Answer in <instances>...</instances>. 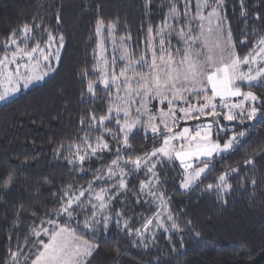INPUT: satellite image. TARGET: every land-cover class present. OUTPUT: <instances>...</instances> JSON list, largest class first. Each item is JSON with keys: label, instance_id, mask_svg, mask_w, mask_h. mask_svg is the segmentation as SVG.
Returning a JSON list of instances; mask_svg holds the SVG:
<instances>
[{"label": "snow or ice", "instance_id": "6c2138e0", "mask_svg": "<svg viewBox=\"0 0 264 264\" xmlns=\"http://www.w3.org/2000/svg\"><path fill=\"white\" fill-rule=\"evenodd\" d=\"M150 3L151 0H146V5ZM240 6L241 16L246 17L244 0H240ZM99 7L95 32L101 39L93 71L98 74V83L110 102L106 113L99 118L89 113L88 132L80 138L81 143L69 146L71 155L65 160L73 169L84 171L85 163L91 158L103 161L105 154L111 153L110 163L95 170L89 166L92 179L78 194L71 184L59 196L53 194L59 207L30 228V235L24 241L25 245L31 244L27 252L19 246L17 251L10 250L13 264H19L21 258L24 264H91L100 246L99 238L113 224L127 236L136 237V243L145 248L149 239L155 241L156 230L182 232L168 206L165 166L179 161L183 169L180 188L190 191L215 169L217 159L223 161L243 148L256 123L264 122V95L251 90L264 89V35L253 28L240 42L244 47L251 42L248 53L239 54L224 13L225 0H167L168 11L163 21L155 29L148 26L145 49L135 54L127 46L130 35L123 36L119 41V56L113 54L111 61L104 56V30L113 36L119 20H109L106 24ZM55 18L59 24L58 10ZM35 19L0 40V85H7L0 90V102H10L17 93L57 71L53 61L59 64L61 60L64 36L53 35L42 23H35ZM255 20L264 24V17L259 14ZM43 32H47L46 40L41 38ZM173 36L177 45L172 43ZM112 43L115 49L114 38ZM117 59L123 61L118 72ZM87 74V69L81 73ZM242 84L249 90H242ZM87 92L96 98L97 81L89 80ZM237 97L242 99L233 102L232 98ZM201 117L212 120L198 124L195 129L177 130L179 121ZM221 118L229 122L238 120L241 126L246 121L256 123H249L240 131L232 129V135L226 136L221 133L229 129L220 124ZM81 124H85L83 119ZM110 124L116 126L115 130ZM97 128V134L91 136ZM134 130L143 131L145 138L150 134L154 141L162 143L151 152L133 158L130 138L137 134ZM110 140L116 141L115 146ZM257 156L264 159V149L254 151L244 164L255 169ZM238 171L231 168L221 172L215 183L206 186V191H214L218 199H223L232 189L229 175ZM139 173H143L144 179L138 188H130V177ZM0 180H4L2 188L7 192L16 177L9 173ZM121 197L125 200L135 197L137 204H154L156 211L152 217H141L140 227H134L124 211H113L114 202ZM22 208L23 205L18 206L17 211ZM115 251L119 254V249Z\"/></svg>", "mask_w": 264, "mask_h": 264}, {"label": "trees", "instance_id": "16d2710c", "mask_svg": "<svg viewBox=\"0 0 264 264\" xmlns=\"http://www.w3.org/2000/svg\"><path fill=\"white\" fill-rule=\"evenodd\" d=\"M244 4L246 17L241 16L240 0H225L224 8L236 51L241 55L248 53L251 42L248 47L240 42L253 28L264 35V24L255 20L257 14L264 17V0H244ZM97 5L106 24L119 20L114 37L120 40L130 35L127 46L137 55L146 47L148 26L155 29L168 11L167 0H151L147 5L146 0H0V40L6 39L13 29L19 31L24 23L32 24L34 18L35 23H42L53 35L64 36L61 60L53 64L57 71L22 90L10 102L0 103V177L6 178L9 173L16 177L7 192L2 188L4 180H0V264H13L10 250L17 251L18 246L28 251L31 244L25 245L24 241L30 228L59 207L53 194L59 196L69 184L78 193L92 179L89 166L95 170L110 163L111 153L105 154L103 161L91 158L84 171L73 169L65 160L71 155L69 146L81 143L80 138L88 132L89 113L99 118L110 102L93 71L101 39L95 32ZM57 10L61 15L59 24L55 18ZM106 37L105 28L103 41L108 46ZM41 38L46 40L47 32L41 33ZM172 43L177 45L175 36ZM120 66L117 59L116 67ZM85 69L88 74L82 76ZM89 80L97 81L95 99L87 92ZM241 87L249 90L243 84ZM251 90L264 95V89ZM82 119L85 124H81ZM219 122L229 129L221 133L226 136L232 135V129L240 131L249 123H256L246 121L241 126L238 120L229 122L222 118ZM109 127L115 130L116 126ZM98 131L97 128L90 135L94 137ZM134 131L137 134L130 138L133 158L162 143L154 141L150 134L145 138L143 131ZM110 141L115 146L116 141ZM261 149L264 122L256 123L243 148L223 161L217 159L215 169L190 191L180 188L182 174L178 164L166 165L168 182L164 188L170 201L168 206L183 231L156 230L155 241L149 239L145 248L136 243V237L127 236L113 224L99 238L100 246L91 264H264V159L256 157L255 169L244 164L254 151ZM58 152L61 154L57 155ZM231 168L239 171L229 175L232 189L223 199H218L214 191H206L209 183H215L221 172ZM141 179L143 173L130 177L129 187L138 188ZM20 205L23 208L18 212ZM117 210L124 211L134 227H140L141 217H152L156 206L137 204L135 197H121L113 204V211ZM115 249H119V254ZM19 264H24L22 258Z\"/></svg>", "mask_w": 264, "mask_h": 264}, {"label": "rangeland", "instance_id": "374dc122", "mask_svg": "<svg viewBox=\"0 0 264 264\" xmlns=\"http://www.w3.org/2000/svg\"><path fill=\"white\" fill-rule=\"evenodd\" d=\"M195 11V10H194ZM107 38V37H106ZM113 38L116 40V42H117V44H116V48L114 49V47H113V43H112V40H113ZM107 40L108 41H105V42H107L108 43V46H106L105 45V43H104V41H103V47L105 48V52H104V56L109 60V61H111V59H112V55L113 54H116L117 55V57L119 56V39H116L115 37H114V35L113 36H108V38H107ZM109 52H111V54L109 53ZM108 55H110V56H108ZM119 60V59H118ZM119 62H121V66L120 67H122L123 66V61H120L119 60ZM54 63H56L55 61H53V64ZM120 67H116V71L118 72L119 71V69H120ZM38 83V82H37ZM7 85L6 84H3V85H0V90H2V88L3 87H6ZM243 90V89H242ZM244 91H247V90H244ZM18 94V93H17ZM233 99V102H239V100H241L242 99V97H237V98H232ZM0 103H2V102H0ZM153 103H156V102H153ZM157 107H159V105L157 104ZM219 110V109H218ZM188 120H190V119H188ZM182 121H186V120H182ZM181 121H179V123H180ZM203 123H207V122H198V123H194V124H191V125H188V124H185V125H183L182 127H190V128H192V129H195V127L198 125V124H203ZM181 127V128H182ZM181 128H179V129H177V130H180ZM110 143H111V141H110ZM176 163L178 164V166H179V161H176ZM195 166V165H194ZM180 168V167H179ZM180 170H181V174L183 173V169H181L180 168ZM181 182V181H180ZM184 190V189H183ZM78 194V193H77Z\"/></svg>", "mask_w": 264, "mask_h": 264}, {"label": "water", "instance_id": "95a60500", "mask_svg": "<svg viewBox=\"0 0 264 264\" xmlns=\"http://www.w3.org/2000/svg\"><path fill=\"white\" fill-rule=\"evenodd\" d=\"M211 120H212V117H201L200 120H192V119H190V120H186V121H181L179 123V127L177 129L181 128L185 124L191 125V124L198 123V122H209Z\"/></svg>", "mask_w": 264, "mask_h": 264}]
</instances>
